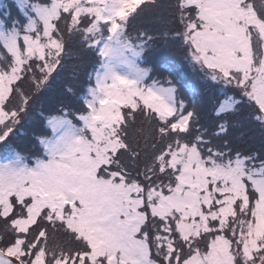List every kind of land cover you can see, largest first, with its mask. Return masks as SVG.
<instances>
[{
    "label": "snow or ice",
    "instance_id": "1",
    "mask_svg": "<svg viewBox=\"0 0 264 264\" xmlns=\"http://www.w3.org/2000/svg\"><path fill=\"white\" fill-rule=\"evenodd\" d=\"M0 264H264V0H0Z\"/></svg>",
    "mask_w": 264,
    "mask_h": 264
}]
</instances>
